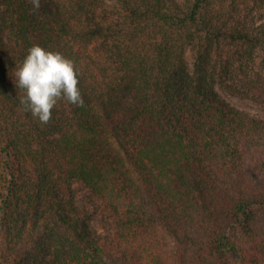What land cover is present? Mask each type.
Returning a JSON list of instances; mask_svg holds the SVG:
<instances>
[{
  "label": "trees",
  "instance_id": "trees-1",
  "mask_svg": "<svg viewBox=\"0 0 264 264\" xmlns=\"http://www.w3.org/2000/svg\"><path fill=\"white\" fill-rule=\"evenodd\" d=\"M69 1L74 23L55 0L36 11L29 0H0V207L12 191L16 207H44L62 225L18 263L107 264L57 192V182L80 181L117 217L125 264H264V119L215 89L264 104V23L234 20L262 0H119L123 19L109 28L96 21L102 0ZM114 31L121 38L99 63L90 41ZM227 38L241 44L237 63L215 76ZM33 45L74 61L84 101H59L46 125L24 110L12 76ZM56 133L54 153L47 137Z\"/></svg>",
  "mask_w": 264,
  "mask_h": 264
},
{
  "label": "rangeland",
  "instance_id": "rangeland-1",
  "mask_svg": "<svg viewBox=\"0 0 264 264\" xmlns=\"http://www.w3.org/2000/svg\"><path fill=\"white\" fill-rule=\"evenodd\" d=\"M183 0H180L182 2ZM61 5L65 19L70 22L77 21L76 7L69 0H55ZM246 19L247 24L253 28L259 27L264 23V0L257 4H249L246 7H240L235 13L234 20ZM123 19V11L119 0H102V12L96 14V21L105 28L110 25H116ZM2 37L9 55L13 56L15 50L11 48V41L8 32H3ZM121 38V31L107 33L106 36H96L91 39L89 52L91 56L99 63H104L108 56L109 50ZM240 42L225 39L221 41L219 53L215 60V76L221 71L228 60L238 59L237 51L240 49ZM263 52L261 48H256L255 57L250 65L254 69H259ZM195 54L189 47L185 52V63L188 72H192L195 64ZM216 91L233 107L245 111L250 115L264 119V104L257 101L256 94H249L247 97H240L230 94L222 89L217 83ZM117 115H122L118 113ZM56 134H50L47 141H52L50 146L56 153L55 137ZM2 171V169H0ZM3 176H0V184H3ZM12 186V184H10ZM57 192L62 199L67 196L71 200L72 206L77 211V217L83 221L90 235L98 239L104 248V257L107 264H125L120 253V245L116 239V219L115 214L107 207L105 202L94 196L88 188L80 181H71L69 188L57 182ZM20 201L10 192L8 203L3 208L0 207V264H20L21 260L28 257L29 253L34 255V240L45 233L56 237L57 231L62 225L58 224L56 218L45 213L44 207L37 208L36 212L28 211L27 206L16 207L14 204ZM14 205V206H13ZM70 207H67L69 210ZM3 209V210H1ZM28 264V263H27Z\"/></svg>",
  "mask_w": 264,
  "mask_h": 264
},
{
  "label": "clouds",
  "instance_id": "clouds-1",
  "mask_svg": "<svg viewBox=\"0 0 264 264\" xmlns=\"http://www.w3.org/2000/svg\"><path fill=\"white\" fill-rule=\"evenodd\" d=\"M29 2L33 11L41 6L40 0ZM78 75L74 61L39 45L28 49L22 63L12 73L16 88L24 91L20 104L44 125L50 122L52 110L61 100L84 106Z\"/></svg>",
  "mask_w": 264,
  "mask_h": 264
}]
</instances>
